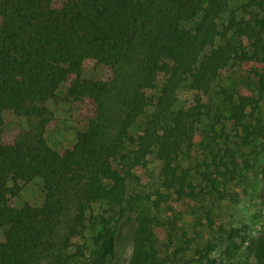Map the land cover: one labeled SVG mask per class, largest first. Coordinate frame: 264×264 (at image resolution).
Here are the masks:
<instances>
[{
	"label": "trees",
	"instance_id": "trees-1",
	"mask_svg": "<svg viewBox=\"0 0 264 264\" xmlns=\"http://www.w3.org/2000/svg\"><path fill=\"white\" fill-rule=\"evenodd\" d=\"M233 2L0 0V228L8 227L0 264H109L127 216L137 225L132 264H168L154 247L158 218L143 196L129 197V191L143 182L137 170L155 155L163 162L165 190L157 192V210L173 195L195 204L225 198L221 185L240 160L233 149L225 154L229 161L212 151L201 172L207 186L190 181L191 170L178 160L194 144L203 110L201 104L176 106L182 89L206 95L232 60L264 63V0H247L244 7L256 10L251 21L237 20ZM228 10L231 22L224 27ZM217 40L223 44L215 47ZM89 63L103 65L108 77L84 78ZM258 74L264 84V73ZM62 85L68 87L64 100L92 113L75 144L55 150L46 138L57 124L48 102L63 101ZM227 101L244 143L264 139V123L248 121L255 92L231 93ZM7 109L26 122L9 141ZM36 179L43 182L44 203L17 207L23 185ZM97 204L110 208L95 214ZM98 228L92 249L87 233Z\"/></svg>",
	"mask_w": 264,
	"mask_h": 264
},
{
	"label": "rangeland",
	"instance_id": "rangeland-1",
	"mask_svg": "<svg viewBox=\"0 0 264 264\" xmlns=\"http://www.w3.org/2000/svg\"><path fill=\"white\" fill-rule=\"evenodd\" d=\"M246 2L238 0L231 6L240 18L238 21H251L249 18L256 14L254 8L244 7ZM230 11L220 21L224 27L231 22ZM243 17L246 19H241ZM220 44L223 42L217 40L214 46ZM212 48L208 47L206 53H210ZM257 72L264 73V63L232 60L222 78L213 81L206 95L188 89H182L178 94L177 109L201 104L203 110L195 142L192 146L184 147V154L178 160L181 168L191 170L189 180L202 187L207 186L201 172L206 168L205 163L212 161V151L217 153L219 150L225 161H229L227 150L233 149L240 160L237 172L221 185L225 198L207 196L195 204L189 198L181 201L173 195L168 202L161 203L157 210L153 204L157 200V192H165L161 186L163 162L152 155L148 165L137 170L143 182L131 184L129 197L136 194L143 196L149 214L158 218L159 224L155 227L153 237L154 247L168 264H208V258H203L205 253L216 264H264V139L254 137L250 145L244 143V133L241 128L235 127L227 101L228 94L252 90L258 103L247 110L248 121L264 123V84ZM83 77L103 80L108 77V72L103 65L89 63L85 66ZM67 91L68 87L62 85L59 94L63 101L58 104L52 100L48 102L57 118V124L47 130L46 138L55 150L72 147L78 133L87 130L92 113L84 105L64 100ZM4 119L7 141L26 126L24 119L18 117L12 109L4 111ZM114 165L117 166V163L114 162ZM44 201L43 182L36 179L23 185L14 204L20 208L25 204L40 206ZM109 208L107 204H97L94 213ZM136 226L128 216L127 221H123L117 254L109 264H132V235ZM7 228H0V243L5 241ZM98 232L99 228L87 233V241L92 249ZM210 247L213 250L208 252ZM41 264L49 263L43 261Z\"/></svg>",
	"mask_w": 264,
	"mask_h": 264
}]
</instances>
